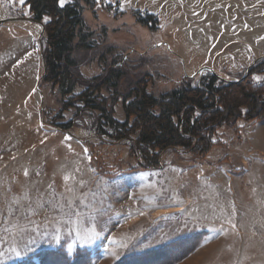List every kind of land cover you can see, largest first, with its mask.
Masks as SVG:
<instances>
[{
  "label": "rangeland",
  "instance_id": "rangeland-1",
  "mask_svg": "<svg viewBox=\"0 0 264 264\" xmlns=\"http://www.w3.org/2000/svg\"><path fill=\"white\" fill-rule=\"evenodd\" d=\"M71 2L87 27L79 70L119 81L101 96L120 122L140 81L160 96L208 66L230 81L252 67L264 83V0ZM11 18L0 25V264L59 247L115 264L185 239L201 243L174 264H264V121L222 127L204 157L178 147L145 168L131 141L103 132L107 118L69 101L83 85L67 94L45 80L46 34L27 0H0Z\"/></svg>",
  "mask_w": 264,
  "mask_h": 264
},
{
  "label": "trees",
  "instance_id": "trees-1",
  "mask_svg": "<svg viewBox=\"0 0 264 264\" xmlns=\"http://www.w3.org/2000/svg\"><path fill=\"white\" fill-rule=\"evenodd\" d=\"M68 1L61 6V0H27L33 19L46 25L44 78L67 94H72L77 84L83 85L84 90L69 101L83 106L80 111H99L100 119L107 118L112 133L103 132L118 141H131L145 168H158L163 152L178 147L204 157L215 145L214 138L222 127H233L240 120L264 121V83L254 82L252 69L236 82L212 72L197 84L186 77L179 86L160 96L140 81L123 101L127 119L120 122L101 96L108 85L118 88L119 81L111 83L107 75L86 80L79 70L80 61L74 52L79 47L87 48L83 43V31L87 27L82 8ZM117 77L120 75L116 74ZM74 126L72 120L63 130L70 131ZM194 241L185 239L141 254H129L115 264H174L201 243V239H196L193 246ZM95 258L90 249L78 248L70 255L64 247H59L13 264H94Z\"/></svg>",
  "mask_w": 264,
  "mask_h": 264
},
{
  "label": "water",
  "instance_id": "water-1",
  "mask_svg": "<svg viewBox=\"0 0 264 264\" xmlns=\"http://www.w3.org/2000/svg\"><path fill=\"white\" fill-rule=\"evenodd\" d=\"M31 20H32L33 22H35V23H40V24L42 25V27H43L42 35L45 36V34H46V25H45V22H37V21L34 20V19H31ZM11 21H19V18L0 19V25H3V24H5V23L11 22ZM262 58H263V57H260V58L256 59L255 62L260 61ZM43 60H45L44 56H43ZM251 68H252V67H250V68L247 70V75L250 73ZM205 70H208V71H211V72L214 73V74H217V73L214 71V69H212L211 67L206 66V67H203V68H201L200 70H198V72H197L195 75H199V74H201L202 72H204ZM217 75H218V74H217ZM220 77H221V76H220ZM221 78L223 79V77H221ZM236 81H237V80H231V82H236Z\"/></svg>",
  "mask_w": 264,
  "mask_h": 264
},
{
  "label": "snow or ice",
  "instance_id": "snow-or-ice-1",
  "mask_svg": "<svg viewBox=\"0 0 264 264\" xmlns=\"http://www.w3.org/2000/svg\"><path fill=\"white\" fill-rule=\"evenodd\" d=\"M64 2H65V0H61V6H63ZM21 3H22V0H21ZM260 79H261L260 77H255V80H256L257 82H259Z\"/></svg>",
  "mask_w": 264,
  "mask_h": 264
}]
</instances>
